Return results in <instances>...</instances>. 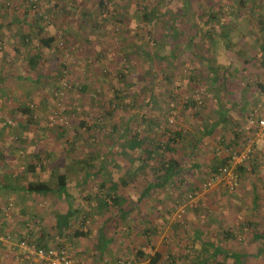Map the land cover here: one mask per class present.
<instances>
[{
    "label": "rangeland",
    "instance_id": "obj_1",
    "mask_svg": "<svg viewBox=\"0 0 264 264\" xmlns=\"http://www.w3.org/2000/svg\"><path fill=\"white\" fill-rule=\"evenodd\" d=\"M29 1L32 3L31 0H0V188L24 186L37 179L56 189L55 174L65 173L70 192L86 206L91 204V197L107 196L97 186L102 177L96 174L104 158L108 160L104 172L109 171L114 180L126 172V156L116 155L114 158L123 139L117 135L111 139L105 134L111 125L120 128L129 119V132L151 135L140 117L158 119L159 129L153 134L157 143L167 140L162 136L164 128L170 137L175 131L180 132L182 138L189 133V141L198 136L192 132L209 128V120L216 117L218 108L224 109L227 101L234 105L238 117L242 118L243 113L250 109L252 78L245 72L253 62L249 64L243 60L249 57L246 52L252 53L255 47L253 50L251 47H234L229 51L222 46L212 47L214 42L224 44L218 37L227 22L234 27L233 36H242L244 31L248 41L252 42L256 33L262 37L256 27L264 29V14L260 17L250 13L248 0H117V10L110 9L107 15L97 12V0H45L43 7H38L37 18L42 20L40 25L44 30L41 37H53L54 41L49 48H44L38 43L39 38L33 39L27 56L40 55L43 58L35 69H29L26 58L21 55L23 48L17 46V27L7 26L11 20H19L23 16L26 21L23 30L32 25L31 12L24 13L30 6ZM147 2H156V12L162 20V27L157 24L159 27L155 26L152 35L150 26L139 20L141 7ZM52 6L53 10L50 9ZM236 8L244 9L241 11L243 14L236 15L233 11ZM194 10L197 11L194 13ZM213 13L215 16L211 20ZM168 23L172 24L173 33L177 32L176 39L164 37L161 33L162 30L168 32ZM190 24L194 27L188 29ZM206 34L212 36L209 38ZM193 36L195 42L191 44L187 37ZM128 42H131V47H128ZM206 49L213 62L220 64L213 72L207 68L206 60L193 58L194 54ZM143 52L151 56L148 64L146 59L141 61ZM227 53H241L245 57L234 65L239 75L225 78L217 90L218 81L224 74L222 69L226 66ZM157 56L165 57V61H158ZM122 70L128 71L127 82L133 83L129 93L139 95L137 98L131 95L135 99L133 110H125L123 106L114 108L112 103L113 90L119 86L116 75ZM82 86H85V91L80 90ZM152 94L156 98L148 105L146 102ZM25 107L30 111L29 119L20 111ZM80 121L90 129L86 131L80 127ZM243 124L238 123L231 130H225V127L223 131L216 130V134L209 138L211 144L208 141L198 143L192 153L189 142H180L176 148L173 147L174 158L179 165L186 166L184 172L163 186L150 190L139 200L150 181L145 172L140 173L118 192L127 202L113 206L108 201L110 208L101 216L115 219L121 207L133 208L130 218L133 223L137 221L134 231L145 227L147 212V217L155 220L151 222L154 226L164 221L169 226V233L166 234L167 241L161 244L169 249L165 248L167 251L162 255H169L168 250L177 252L180 260H176V264H191V261L201 259L199 253L203 243L245 255L242 264H264V256L256 257L261 244L252 239L253 228L245 226L240 229L247 222H255L256 230H264V143L252 148L254 158L244 163L245 175L238 178L236 189L227 191L221 185H215L200 193L197 204L184 201L188 193L200 190L216 163L215 159H228L242 148L243 143L236 137V132L243 128ZM71 142L82 153L83 159L93 156V167L89 169L95 173L92 178L89 176L87 179L75 161L66 157L67 144ZM105 152L111 154L104 155ZM36 154L40 155L38 162L34 159ZM138 156L136 151L131 158ZM30 164L36 165L34 174L26 171ZM156 178L160 181L163 177ZM103 181L107 182L105 178ZM252 188L255 193H252ZM254 194L257 196L255 204ZM5 202V205H0V218L11 220L17 217L18 207L11 200ZM46 202L42 215L49 210ZM180 210L183 213L178 219ZM97 213H91L94 228L100 221L96 219ZM115 222L121 224L125 220L117 218ZM194 231L199 238L195 239ZM226 232L233 238L226 237ZM139 244L148 251L145 243ZM116 256L115 264H134L121 254L116 253ZM218 260L224 258L219 256Z\"/></svg>",
    "mask_w": 264,
    "mask_h": 264
},
{
    "label": "crops",
    "instance_id": "obj_2",
    "mask_svg": "<svg viewBox=\"0 0 264 264\" xmlns=\"http://www.w3.org/2000/svg\"><path fill=\"white\" fill-rule=\"evenodd\" d=\"M248 4H249V8L251 9L250 13H253L254 15H259L260 17L262 14H264V10H262V7L264 6V0H258V1L248 0ZM195 11L197 10H194V13ZM233 11L236 13V15H238L240 13L243 14L241 11H244V9L236 8ZM189 13L190 10L187 12V14ZM211 15H212L211 20H213L215 14L213 13ZM228 23L229 22H227L226 26L223 27V29L221 30L222 32L221 34H219L218 37L219 38L218 40H222L224 44H216L214 42L213 43L214 45L212 44V47L222 46L223 48H226L228 51L229 48L232 49L234 47H236L237 49L244 47H248V48L255 47V50L253 52L251 51L252 53H250L249 51L246 52L247 54H249V57L244 56L245 51L243 52L244 55H242L241 53H235L234 55H231L229 53H227V55L222 54V56L225 55L226 57V66H225L226 69L225 68L222 69L224 74L222 75V78L218 81L219 86L217 90H219V88L223 84L222 81L225 78L230 79L232 76L239 75V73L235 71L234 65L237 62H242L241 58L244 56L245 60L243 61H246L249 64L250 62L251 63L253 62L251 65H249V68H247L245 72L247 76L252 78L251 86H250L251 95H249V98H251L250 101L251 104L250 109H251V107L256 106V102L258 103L264 100V60H263L262 52L260 50L262 37L261 36L258 37L256 31L254 30L253 32H255L256 34L253 36L252 42L248 41L249 37L247 38V35L245 34L244 31L241 32L242 36H233L232 28L234 27H230L229 26L230 23L229 24ZM251 24L253 25L255 24V22ZM193 25H195L194 22ZM192 27L194 26L191 25L188 27V29ZM256 29L257 32L259 33L262 28L260 26L259 28L256 27ZM206 35L209 38L212 36V34L210 35L206 34ZM244 35H246V37ZM194 38H195L194 36L187 37V39L190 41L191 44L192 42H195ZM250 55H252V58H250ZM213 63H215L218 67L220 65L218 61ZM250 109L249 110L247 109L246 112L243 113L242 118L238 117V115L235 114L236 110L234 109V105L229 101H227L223 110L218 108L215 118L212 115L213 117L209 120L210 122L208 124L209 128H207L208 133H205L206 136L201 131V128H199L200 130L198 129V133L196 132H192V133L198 134V138L199 136H201L202 133L201 136L202 139L200 144L201 143L204 144L206 143V141L209 142V138L215 135L216 134L215 131L218 129L222 130V128L225 127V130L227 129L231 130L230 128L233 126H237L238 123H240L241 125L244 123L243 124L244 126L246 119L250 113ZM209 143L211 144V142ZM117 152L118 149L114 154L115 155L114 158L117 157L116 156ZM107 154L110 155L111 153L110 152L104 153V155ZM96 173L99 174L98 172ZM94 174H95L94 172L92 173L87 172V174L84 173V176H86L88 179L89 176L92 178ZM83 184L84 182H82V186ZM146 187H148V184ZM24 188L25 185L23 186L22 184L20 186L6 185L0 188V205L1 204L5 205L6 203L5 201L11 200L13 202V205L18 207L17 217L11 220L10 219L5 220L0 218V264H38L33 259H28L23 256L24 255L23 252L18 247V242L23 239L34 240L36 241L37 244H39V246L44 248H50L55 246V242L58 239L63 240L68 247L71 257L80 264H115L114 261L118 259L116 253L121 254V256H123L127 261L131 260L134 264H146L148 263V261L146 262L138 261V255H137L138 250H142L144 254L149 252L148 253L149 255L159 253L162 257H164L162 255V252L167 251V249L165 248L168 247L164 246L165 244H161V243L167 241L165 239L168 237V235L166 234L169 233L168 231L169 226L167 227L164 221L161 224L156 223L157 225L154 226L151 222H154L155 220L150 219V216L149 218L147 217L148 212L145 216L146 220H144L145 227H141L140 230L134 231L133 228H136L135 225L137 224V221L133 223L132 218H130V214L133 208L121 207L119 209L127 213L125 218L120 217L119 213L117 216V218L124 219L125 223L121 222V224L120 223L117 224V222H115L117 218L115 219L113 218V221L111 223H107L108 221L107 218H110L111 216L109 217L101 216V213H103V211L99 210L96 207L95 198L91 197L90 198L91 204L84 206L80 203L81 200L79 198L76 199L74 194L70 192L68 185H66L67 195L66 194L61 195V192H59L57 188L55 189L53 186H51V191L48 194L28 193L25 191ZM121 198L123 199H121L118 202V204L119 203L122 204L123 201L127 202V199H125L124 197ZM44 202H46L47 203L46 205L49 206V210H47V212H45V214L42 215L41 211L43 209V204H45ZM38 207H40L41 209H39ZM68 211L74 213V216L70 222V226L68 229L63 230L61 233H58L56 229V219L57 218L59 219V217L61 218V216L66 214ZM85 211H87L88 213H85ZM90 211L91 213L98 211L97 215L95 216H97L98 218L96 217V219L100 221L97 223V227L95 228H94V224L92 223L93 221L92 219L94 216L91 215ZM150 225H152V227ZM91 226L93 227V230ZM148 227L155 230V232L153 233V231H149L145 236L144 232L145 229ZM107 231L110 234H107L106 233ZM76 232H83L84 235L76 237L75 236ZM195 233H196L195 231L192 233L194 234V237L199 238V234L198 233L195 234ZM90 234H93L94 236ZM100 234H102L105 237V244L107 245V247L102 251L98 250ZM145 238L149 240L150 244H146ZM87 241H91V243L88 244ZM142 242L143 245L145 243V246L148 248V251L144 250L143 247H139L140 245L139 243ZM202 248L200 250L201 252H202ZM207 250L210 252L214 251L212 246L208 247ZM167 254L169 255H166L164 257V260L165 258L169 260H167L168 262H163L162 264H176V260H180L179 258L180 254H178L177 252L175 253V251L173 250H168ZM174 256H176L178 259H176ZM200 260H203V258L199 259V261Z\"/></svg>",
    "mask_w": 264,
    "mask_h": 264
},
{
    "label": "trees",
    "instance_id": "obj_3",
    "mask_svg": "<svg viewBox=\"0 0 264 264\" xmlns=\"http://www.w3.org/2000/svg\"><path fill=\"white\" fill-rule=\"evenodd\" d=\"M31 1L32 3L29 1L30 6L27 7V9H25L24 13L29 14L31 12L32 25L26 27V30H23L24 29V27H22L23 23L26 22L23 16L19 20L18 19L11 20L7 24V26L11 27L14 25L17 27V30H15V36H16L15 39L17 40V46L23 48L21 55L24 56V58H26V63L29 69H35L38 63L43 62V58L40 55L27 56L28 47L32 44L34 38H39L38 43L41 44L42 47L44 48H49L51 44L53 43L54 38L53 37H46V38L41 37L44 30H43V27L40 25L41 19L37 18L39 16L38 7L40 8L43 7L45 0H31ZM116 1L117 0H97V3L95 4L96 5L95 7L97 8V12H99L101 15H107L108 10L110 9L117 10ZM155 3L156 2H147V5H143L140 10L139 20L143 22L146 26H150L149 27L150 35H152L153 32H155L156 30L155 26L157 24L160 27H162L161 26L162 20L161 18L158 17V14L155 8ZM53 8L54 6H52L50 9L53 10ZM118 9L120 8L118 7ZM158 25L156 26L157 28L159 27ZM1 28L2 27L0 26V29ZM166 30L168 32L164 30H162L161 32L164 37H167V38L171 37L172 39L177 38L176 35L178 34L176 31L175 33H173L171 23H168ZM260 33L262 34V42L260 45V50L262 52L263 60H264V29H261ZM128 47H131V42H128ZM186 50H188L187 47H186ZM15 51L17 53L19 52L17 47H15ZM142 57L143 58L141 61H143V59L145 61L146 59L147 64L148 62L152 60L151 56L148 55L147 53L143 54ZM155 58L158 61L165 59V57L163 58V56L162 57L157 56ZM193 58L196 60H201V61L206 60L207 68L211 72H213L218 67L216 64H213V57L211 53H209L208 49L202 50L201 52L194 54ZM127 73L128 71L122 70V71H119L118 74L116 75L117 83L119 84V86L115 87V90H113L112 103H114V108H119V107L122 108L123 106L125 110H130V109L133 110L134 104H135L134 98L139 97V95H134V94L129 93L128 90H131L133 88V83L127 82V78H126ZM213 77H216V76L213 75ZM214 79L216 81V78ZM80 90L85 91V86H82ZM131 95H133L134 98ZM155 98H156L155 94L150 95L148 97V101L146 102V104L147 103L148 105L152 104ZM187 108H190V107L187 106ZM20 111L23 115H28V119L30 118V111L27 107L20 108ZM140 119L143 123H145L149 127L147 133L149 134L151 132V135H141V133L129 132L127 129V123L129 119L126 120L125 124L122 127L118 128L115 124H113L111 125L109 129L105 131V134L107 135V137L111 139L116 135H117V138L121 137V139H123L121 148L118 149L117 155L126 156L125 161H126L127 166L125 167L127 168H126V172L124 175H121L117 178V180H114V178L111 176V173L109 171L104 172L105 170L104 168L108 160H106L105 158L103 159L102 164H100L99 170H98V173H99L98 175L102 177V181L97 186L99 188H102L103 191L107 193V196L102 197L98 195L95 198L96 207L101 211L109 210L110 205L108 204V201L111 202L113 206H117L118 202L121 199H123L121 198L123 197L122 194H119L118 191H120L121 188L126 187L127 184L131 182V180L136 178V176L142 172H145L150 177V181L148 182V187H146L142 191L141 196L138 198L139 200L142 199L144 196H146L150 190L152 189L154 190L157 187L163 186L166 182L170 181L174 177H178L187 168L186 166L179 165L177 158L176 159L174 158L176 145H178L180 142H182L183 144L185 143V141H187L189 142L188 143L189 146H191L190 153H192L194 152V149L196 148L197 144L201 142L202 133H201V136H199V138L197 136L196 139L194 140L190 139L188 141L187 136H189V133L186 134V138H182V135L180 134V132L175 131V132H172V136L170 137V136H167V133H168L167 128H164L162 129V136L166 138L167 140L166 142H163L162 144L157 143L155 141V136H153V134H156L157 130L159 129V122H158L159 120L158 119L155 120L152 118L150 119L144 118L143 116H141ZM80 127H84L86 131L90 129L86 126L85 122L83 121H80ZM119 130L120 132L118 133ZM201 131H203V134L208 133L207 132L208 130L206 128H203V130ZM136 151L139 152V156L137 158H131L132 153ZM65 155L66 157H69L70 159L72 158V160L75 161V164L79 166L80 170L84 171L86 174L87 172H89V169L93 167V164H91V161H93V156L90 155V157L83 159L82 153L78 151V148L74 147V143L72 142L67 144ZM34 159L35 161L38 162V160L40 159V155L36 154L34 156ZM109 160L110 162H112V158L111 159L109 158ZM215 160H216V163L211 167L206 179H208L212 174H219L218 169L226 165V162L228 159L221 158L219 160L217 159ZM39 167L41 166L39 165ZM35 170H36L35 164H30V165H27L26 167V171L28 173L34 174ZM236 173H237V179L245 175L244 164L238 167V170ZM158 176L163 177L162 180L158 181L159 179L157 180L156 178ZM55 177H56L55 184H56L57 190L61 193L66 194L67 178H66L65 173H61V174L57 173L55 174ZM103 178H105V180L107 181L106 183L105 181H103ZM24 189L28 193L48 194L51 191V186L48 183L34 180V181H31L25 184ZM252 193H255L254 188H252ZM256 197L257 196L254 194V198H253L254 204L257 201ZM126 215H127L126 212L119 210L120 217L125 218ZM73 216H74V213L68 211L66 214L61 216V218L59 217V219L58 218L56 219V229L58 233H61L63 230L69 228L70 222ZM107 219H108L107 223H111L113 221L112 217L107 218ZM256 225L257 223L255 222H247L246 224L241 225L240 229H242L245 226L246 227L250 226L253 228L251 232V235H252L251 237L255 241L256 240L259 241L261 244L256 257H261V256H264V230L261 232L256 230L255 228ZM149 231H153V233L155 232V230L148 227L145 229L144 235L146 236L147 232ZM83 235H84L83 232H76L75 234L76 237L83 236ZM224 235L228 238H233V236L231 234L229 235L227 232ZM99 239L100 241L98 244V250L102 251L107 247V245L105 244V237L102 234H100ZM145 239H146V244H150L149 240L147 238ZM195 239H197V237ZM211 246L213 247V250H214L213 252H210L207 250L208 247H211ZM199 254L200 256H202L203 260L191 261V264H200V263L209 264V262L211 264H242L244 259L246 258V256L243 254L226 252L209 243L204 244L202 248V252H200ZM137 255H138V261H143V262L148 261V263L146 264H162L163 262H168L167 260H169L166 258L164 260V258L159 253L149 255V254H144L142 250H138ZM219 256H222L224 260H221V261L218 260ZM210 258H214L216 259V261H213L212 259L210 260Z\"/></svg>",
    "mask_w": 264,
    "mask_h": 264
},
{
    "label": "built area",
    "instance_id": "obj_4",
    "mask_svg": "<svg viewBox=\"0 0 264 264\" xmlns=\"http://www.w3.org/2000/svg\"><path fill=\"white\" fill-rule=\"evenodd\" d=\"M236 134V137L243 143L242 148L228 158L226 165L218 169L219 174H212L205 180L200 190L188 193L185 196V202L197 204L200 202V193L215 185H221L227 191L236 189L238 184L236 168L246 163L247 160L253 159L252 148L264 143V100L258 102L250 111L245 125L238 129ZM182 213L183 211L180 210L177 215L178 219ZM18 247L25 258L33 259L38 264H80L71 257L66 243L60 239L56 240L55 246L50 248L41 247L36 241L29 239L20 240Z\"/></svg>",
    "mask_w": 264,
    "mask_h": 264
}]
</instances>
